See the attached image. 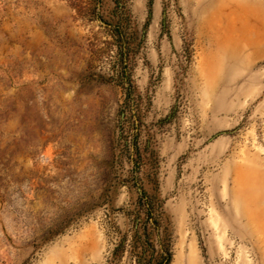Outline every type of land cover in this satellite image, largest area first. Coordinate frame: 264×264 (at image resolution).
Listing matches in <instances>:
<instances>
[{
  "label": "rangeland",
  "instance_id": "374dc122",
  "mask_svg": "<svg viewBox=\"0 0 264 264\" xmlns=\"http://www.w3.org/2000/svg\"><path fill=\"white\" fill-rule=\"evenodd\" d=\"M0 264H264V0H0Z\"/></svg>",
  "mask_w": 264,
  "mask_h": 264
}]
</instances>
